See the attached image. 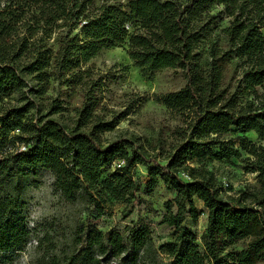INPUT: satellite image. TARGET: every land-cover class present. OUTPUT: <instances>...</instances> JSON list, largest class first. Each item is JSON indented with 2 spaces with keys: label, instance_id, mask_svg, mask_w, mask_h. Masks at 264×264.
<instances>
[{
  "label": "trees",
  "instance_id": "1",
  "mask_svg": "<svg viewBox=\"0 0 264 264\" xmlns=\"http://www.w3.org/2000/svg\"><path fill=\"white\" fill-rule=\"evenodd\" d=\"M224 18L228 23L221 26ZM127 37L128 54L144 74L167 67L185 72V86L163 97L168 108L189 118L177 128L164 164L148 158V146L135 134L102 139L118 118L105 121L95 112L91 88H83L84 102L69 122L63 106L54 102L38 115L42 98L37 97L52 81L86 87L90 82L81 80L88 70L81 66ZM227 61L240 69L233 82L225 80ZM10 91L18 93V102L0 114V251L27 243L22 211L25 189L34 184L31 169L48 168L54 187L67 199L81 191L101 208L108 198L135 202L139 185L132 168L153 162L146 187L151 190L161 179L176 193L163 216L176 230L161 245L169 264L264 261V145L245 136L252 131L264 137V0H0V98ZM52 114L57 117L47 118ZM236 137L249 152L244 160L259 186L225 194L210 163L239 157ZM195 198L207 209L202 247L185 223L187 214L194 222L199 218ZM83 237L85 245L63 264H156L158 249L146 225L127 237L97 229ZM36 264L60 262L43 256Z\"/></svg>",
  "mask_w": 264,
  "mask_h": 264
},
{
  "label": "rangeland",
  "instance_id": "2",
  "mask_svg": "<svg viewBox=\"0 0 264 264\" xmlns=\"http://www.w3.org/2000/svg\"><path fill=\"white\" fill-rule=\"evenodd\" d=\"M101 1L95 0V4ZM106 1L125 3L127 0ZM227 23L226 18L219 21L221 26ZM133 31L134 27L130 26L129 32ZM128 41L129 37L114 47L103 48L97 56L81 66L82 70H88V74H83L81 80L90 82L86 87L73 81H52L48 92L42 97H37L42 98V110L38 115L46 114L54 102L63 106V116L69 122L74 118V109L84 102V89L91 88L96 101L95 112L105 121L118 118L111 130L103 131L102 139L111 141L120 137L130 138L135 134L148 146V158L155 156L157 162L164 164L166 160L162 158L163 155L167 154L177 141V128L184 126L185 120L189 118L182 111L168 108L163 97L185 86V72L180 67H167L144 74L128 54ZM235 61L225 62V80L228 82H233L239 76L240 69ZM261 91L259 88V92ZM17 98L18 93L15 91L1 97L0 114L8 105L17 103ZM250 98L253 96L240 99V103ZM34 112L31 110L25 115L26 122ZM56 117L53 114L47 116ZM245 136L252 143L264 145V137H258L255 132H248ZM234 140L240 152L239 157L221 162L214 160L210 163L225 194H235L240 188L255 189L259 186L257 173L252 171V165L244 160L249 152L241 148L237 137ZM158 144L164 148L162 152L151 149ZM153 166V162H146L136 164L132 168L131 174L139 185L138 199L135 202L108 198L101 208L87 202L81 191L73 200L67 199L54 187V177L48 168L39 166L31 169L30 183L34 184L25 189L22 211L24 223L30 232L29 237L27 243L19 250L0 251V264H36L43 256H56L60 264H63L68 254L80 250L85 245L83 236L89 229L102 230L106 234L120 232L127 237L130 231L141 225L150 228L154 245L158 249L156 264H169V257L161 249V245L173 238L176 230L163 222V216L167 212L168 201L172 200L176 193L161 179L151 190L146 187L148 170ZM113 172L115 170L105 175ZM11 185L13 187V184ZM195 204L201 212L198 220L194 222L187 214L185 223L197 234L196 242L202 247L200 237L206 228L207 209L198 198H195ZM173 210H176L175 206ZM241 245L242 242H239V246ZM255 264H264V261Z\"/></svg>",
  "mask_w": 264,
  "mask_h": 264
},
{
  "label": "built area",
  "instance_id": "3",
  "mask_svg": "<svg viewBox=\"0 0 264 264\" xmlns=\"http://www.w3.org/2000/svg\"><path fill=\"white\" fill-rule=\"evenodd\" d=\"M24 148H25V146H22V149H24ZM123 163H124V160H120V161L117 162V165L120 166V165H122Z\"/></svg>",
  "mask_w": 264,
  "mask_h": 264
}]
</instances>
